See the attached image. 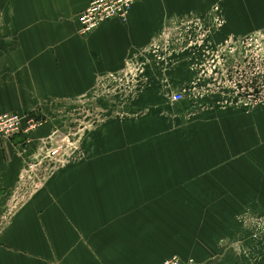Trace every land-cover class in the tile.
Here are the masks:
<instances>
[{"label": "crops", "instance_id": "1", "mask_svg": "<svg viewBox=\"0 0 264 264\" xmlns=\"http://www.w3.org/2000/svg\"><path fill=\"white\" fill-rule=\"evenodd\" d=\"M92 1L0 0V115L28 114L47 121L30 137L0 144V264H128L121 252H101L104 238H70L71 226L80 221L75 212L84 216L87 206L84 164L72 171L77 187L66 185L69 176L61 173L30 201H13L23 191L29 164L46 159L28 152L44 151L52 143L51 116L64 104L86 98L131 61H145V47L166 31L167 19L222 3L230 25L237 27L232 32L248 35L264 29V0H139L126 22H106L84 37L78 17ZM205 114L211 116L183 127L174 113L172 128L150 134L157 139L147 138L158 155L144 154L141 162L153 164L155 194L205 196L194 198L196 204L219 212L221 220L213 217L209 225L222 227L220 238L231 239L243 211H253L264 222V106ZM99 174L91 176L100 180ZM220 238L213 235L210 241ZM254 248L251 260L228 253L225 261L217 255L209 263L218 258V264H264V240ZM156 262L145 264H161Z\"/></svg>", "mask_w": 264, "mask_h": 264}, {"label": "rangeland", "instance_id": "2", "mask_svg": "<svg viewBox=\"0 0 264 264\" xmlns=\"http://www.w3.org/2000/svg\"><path fill=\"white\" fill-rule=\"evenodd\" d=\"M224 8L214 3L197 14L167 19L166 31L145 47V61H131L86 98L64 104L51 116L52 143L44 151L28 152L46 159L29 164L23 191L13 201H30L63 173L69 176L66 185L77 187L72 171L84 164L87 206L84 216L75 212L80 221L71 226L70 238H104L101 252H121L128 264H162L170 256L210 264L217 255L225 261L228 253L251 260L254 243L264 240L260 216L243 211L237 216L239 231L233 228L235 235L222 239V227L209 225L220 213L194 200L205 196L155 194L153 164L141 162L144 154L158 155L147 138L157 139L150 134L172 128L174 113L188 127L211 116L208 112H252L264 106V29L248 35L232 32L237 27L230 25ZM177 92L184 94L179 103L172 101ZM50 150L58 152L48 157ZM94 172L100 180L93 179ZM70 214L74 218L72 210ZM213 235L218 242L210 241Z\"/></svg>", "mask_w": 264, "mask_h": 264}, {"label": "built area", "instance_id": "3", "mask_svg": "<svg viewBox=\"0 0 264 264\" xmlns=\"http://www.w3.org/2000/svg\"><path fill=\"white\" fill-rule=\"evenodd\" d=\"M139 0H93L91 4L78 17L79 34L87 37L94 33L104 23L120 20L126 22L134 5ZM166 36V34H164ZM184 94L177 92L172 101H183ZM47 123L46 119L37 118L28 114H1L0 115V144L9 143L19 135L30 137ZM57 150H50V155H56ZM23 178V176H22ZM162 264H196L192 259L183 262L173 257Z\"/></svg>", "mask_w": 264, "mask_h": 264}, {"label": "water", "instance_id": "4", "mask_svg": "<svg viewBox=\"0 0 264 264\" xmlns=\"http://www.w3.org/2000/svg\"><path fill=\"white\" fill-rule=\"evenodd\" d=\"M218 262H219V259L217 258V259L213 260V261L211 262V264H218Z\"/></svg>", "mask_w": 264, "mask_h": 264}]
</instances>
